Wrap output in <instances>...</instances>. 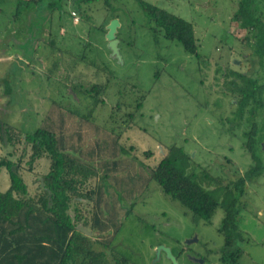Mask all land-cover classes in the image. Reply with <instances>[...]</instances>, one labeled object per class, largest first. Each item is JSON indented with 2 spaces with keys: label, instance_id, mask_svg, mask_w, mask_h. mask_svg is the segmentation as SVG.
Segmentation results:
<instances>
[{
  "label": "rangeland",
  "instance_id": "1",
  "mask_svg": "<svg viewBox=\"0 0 264 264\" xmlns=\"http://www.w3.org/2000/svg\"><path fill=\"white\" fill-rule=\"evenodd\" d=\"M110 1H0V117L24 132L53 121L65 150L99 169L92 183L100 182L108 234L134 263L222 264L225 209L219 206L210 222L194 221L150 178V170L169 147L182 146L191 156L187 171L222 200L228 189L211 179L244 175L256 165L247 135L256 124V136L264 139V108L254 116L249 109L242 113L224 74L232 68L255 78L256 47L232 20L240 0H146L194 23L199 55L155 32L140 0ZM113 19L119 21V55L109 46ZM96 83L107 84L98 101L88 93ZM141 95L143 106L130 123V104ZM12 150L14 160L22 158L30 194L39 193L50 160L44 157L30 170V146L0 140V155ZM261 156L264 167V149ZM9 186L3 168L0 190ZM239 199L241 264H264V168ZM93 207L87 202L85 214ZM78 228L102 238L98 229Z\"/></svg>",
  "mask_w": 264,
  "mask_h": 264
},
{
  "label": "trees",
  "instance_id": "2",
  "mask_svg": "<svg viewBox=\"0 0 264 264\" xmlns=\"http://www.w3.org/2000/svg\"><path fill=\"white\" fill-rule=\"evenodd\" d=\"M71 1L80 4L93 0ZM104 1L111 6L110 0ZM140 4L155 23L152 26L155 32L162 31L167 39L182 43L187 52L199 55L193 22L149 1L140 0ZM256 5L257 0H240L232 20L246 29L247 35L243 39L247 37L264 54V21ZM50 42L56 45L55 40ZM79 57L85 61L84 56L79 54ZM224 74L228 78L227 86L237 95L235 98L242 113L249 109L254 116L257 110L264 108V81L232 68ZM106 90L107 84L96 83L88 93L98 101ZM144 98L145 95H141L130 104L134 107V112L128 113L130 123L143 106ZM45 122L33 132H24L0 117V140L3 144L16 147L24 141L30 146L31 155L27 161L30 170L36 161L44 157L50 160L49 170L41 179L40 192L31 195L22 175V158L14 160L11 157L14 150L8 155H0V174L6 168L10 176L9 188L0 190V264H137L113 247L114 236L108 234L111 226L102 211L104 197L100 182L92 183L99 169L66 151L63 139L51 123L53 121ZM256 128L254 124L246 143L256 165L244 175L211 179L214 183H224L229 191L225 195L227 199L220 200L194 173L187 171L185 165L191 156L182 146L169 147L160 162L150 170V178L161 186L163 192L180 201L192 213L194 221L203 219L210 222L219 206L225 209L219 229L225 236L222 264H241L243 248L239 241L244 240V235L238 224L241 211L239 197L248 181L260 175L264 168L261 156L264 139L256 136ZM149 154L152 152H147ZM114 163L117 165L116 161ZM204 180L208 182V178ZM87 202L94 203V207L85 214ZM81 223L98 229L102 238L79 229Z\"/></svg>",
  "mask_w": 264,
  "mask_h": 264
},
{
  "label": "crops",
  "instance_id": "3",
  "mask_svg": "<svg viewBox=\"0 0 264 264\" xmlns=\"http://www.w3.org/2000/svg\"><path fill=\"white\" fill-rule=\"evenodd\" d=\"M0 1H2V0H0ZM256 8L258 10V14L262 15V18L264 21V0H257ZM3 11H4V8L0 7V14H2ZM239 29H240L241 37H245L247 35L246 29L241 27L240 24H239ZM258 34H261V31H258ZM258 40H259V35H258ZM258 48H259V44H258ZM260 50H262V49H260V48L254 49L252 52L251 61L253 63L251 65V69L253 70L252 74L254 75V77L261 81V79L264 80V54H261ZM260 73L263 74V77H261Z\"/></svg>",
  "mask_w": 264,
  "mask_h": 264
},
{
  "label": "water",
  "instance_id": "4",
  "mask_svg": "<svg viewBox=\"0 0 264 264\" xmlns=\"http://www.w3.org/2000/svg\"><path fill=\"white\" fill-rule=\"evenodd\" d=\"M119 21L117 19H113L108 26V39H109V46L112 49L113 55H119V49H118V38L116 36V31L118 27ZM161 250V249H160ZM159 250V253L161 252ZM165 250L169 254V256L172 258L174 262L177 261L176 257L172 254L171 250L169 248L165 247Z\"/></svg>",
  "mask_w": 264,
  "mask_h": 264
}]
</instances>
